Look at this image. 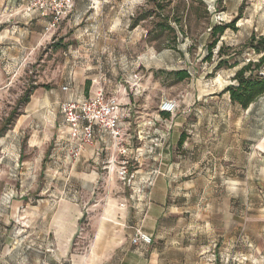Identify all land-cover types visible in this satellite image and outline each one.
Returning <instances> with one entry per match:
<instances>
[{"label":"rangeland","instance_id":"374dc122","mask_svg":"<svg viewBox=\"0 0 264 264\" xmlns=\"http://www.w3.org/2000/svg\"><path fill=\"white\" fill-rule=\"evenodd\" d=\"M37 1L0 0V26L33 22L42 36L15 68L6 67L0 49V244H40L42 218L31 210L56 212L71 189L72 168H52L50 156L60 117L53 121V113L66 99L61 88L73 79L75 92L83 85L88 95L117 85L141 99V176L163 178L168 190L164 216L149 223L154 233H147L163 264H264V98L244 110L223 93L236 84L237 71L261 58L249 43L264 35V0H205L210 14L190 18L186 35H161L147 0H74L47 36L38 22L50 16H42ZM233 21L235 30L221 38L223 49L209 56L210 27ZM221 61L227 63L216 69ZM178 71L189 78L179 81ZM27 92L29 104L19 105ZM163 98L179 102L174 115L160 112ZM31 105L41 118L17 128ZM123 122L128 133L138 129L137 118ZM165 138L172 144L168 159L154 161L158 154L150 155L149 147ZM119 167L118 161L108 172L116 177ZM137 169L131 166L130 173ZM7 209L12 219L1 213Z\"/></svg>","mask_w":264,"mask_h":264},{"label":"crops","instance_id":"0c3cea01","mask_svg":"<svg viewBox=\"0 0 264 264\" xmlns=\"http://www.w3.org/2000/svg\"><path fill=\"white\" fill-rule=\"evenodd\" d=\"M50 22V17L38 22L43 26L46 36L57 30L46 31ZM39 37L33 22H25V26L21 28L8 24L0 26V49L5 55L0 58L7 63L6 67L15 68L21 64L24 57L34 50L33 41L38 43L42 38ZM75 83L76 80L70 79L61 88L66 95L61 104L69 100L88 98L97 92L86 94L85 85L75 92ZM136 85L138 90L141 83ZM66 86L69 87L68 91L63 90ZM118 88L120 87L116 85L105 91L108 96L117 93L121 108L130 110L129 118L134 117L139 121L138 129L131 133L124 128L121 143L134 151L141 150V99L127 96ZM35 108L38 106H29L30 112L17 121V128L25 121L41 118L42 114L33 113ZM58 114L60 117L56 121ZM53 117V121H56V139L50 164L52 168H72L73 184L70 185L68 193L64 191L63 201L56 212L31 210L32 216L40 213L42 218L39 230L41 234L38 236L40 244H0V264H163L164 259L158 247L152 244L136 246L132 243V238L136 230L154 233L152 227L148 228V224L156 225L164 216L168 190L162 185L167 184L166 181L159 176H141V166H137L138 175L130 184L123 182L118 176L110 175L108 171L115 165L113 162L116 163L123 157L119 155L110 137L102 132H98L93 146L84 149L79 160H70L64 146L58 144L60 134L64 131L60 110L58 113L54 112ZM36 126L42 127L43 124ZM155 133L161 135L160 131ZM167 137L170 138V134ZM169 138H165L164 142L160 141V146L155 150L158 156L154 157V161L160 159L164 162L168 159L167 152L172 146ZM101 170L107 171L105 174L109 175L101 176ZM144 185H149L150 188L146 191ZM1 213L10 214L11 219L13 217L10 209L2 210ZM7 232L11 234V230ZM86 239L87 244H80Z\"/></svg>","mask_w":264,"mask_h":264},{"label":"built area","instance_id":"2783aa9c","mask_svg":"<svg viewBox=\"0 0 264 264\" xmlns=\"http://www.w3.org/2000/svg\"><path fill=\"white\" fill-rule=\"evenodd\" d=\"M73 5L74 0H38L35 4L42 16H50L51 18V22L46 28L47 32H52L58 28L67 13L73 8ZM261 76L264 77V72H261ZM63 90L68 91L69 87L66 86ZM136 94H138L137 90ZM178 109L179 102L176 99H162L160 104L161 113L174 115ZM60 112L64 131L60 134L58 144L64 146L68 158L73 161L79 160L84 149L94 145L98 132L105 133L117 147L119 155L123 157L119 161L120 167L117 175L120 180L130 184L134 177L138 175V171L130 173V168L135 164L141 166V158L144 155L141 154L140 149L134 151L121 143L125 128L123 119L125 116L130 117L131 112L126 108H121L117 93L108 96L105 89H100L88 98L63 102L60 105ZM156 141L158 140L156 139ZM160 144L159 142L155 143L154 146H150L148 153L152 155ZM132 156L134 157L131 158ZM132 243L136 246L141 244L150 245L152 237L142 230H136Z\"/></svg>","mask_w":264,"mask_h":264},{"label":"trees","instance_id":"16d2710c","mask_svg":"<svg viewBox=\"0 0 264 264\" xmlns=\"http://www.w3.org/2000/svg\"><path fill=\"white\" fill-rule=\"evenodd\" d=\"M147 2L154 6V10L157 13L156 30L161 35L165 32L186 35L191 30L190 18L193 16L199 17L200 12L203 10L206 15L210 14L205 0H147ZM219 3H222V0H219ZM236 22L217 24L210 27L209 37L212 44L208 47L209 56L214 53L216 48L223 49L220 47L221 38L228 30H235ZM249 47L254 53L261 56L260 60H258V63H250L237 71L234 77L236 84L228 86L223 92L224 94H229L233 104L239 105L244 110H248L259 99L264 97V77L253 74V71L260 72L261 69H264V35L261 37L253 36ZM223 63L227 62H219L216 69H219ZM248 72H251L250 76H247ZM175 75L179 81L189 78L187 71H178ZM30 96V92L25 93L19 101V105L22 103L28 104ZM17 114L16 109L10 113L6 120V129H8L7 126L13 122ZM162 114L168 115L166 113Z\"/></svg>","mask_w":264,"mask_h":264}]
</instances>
